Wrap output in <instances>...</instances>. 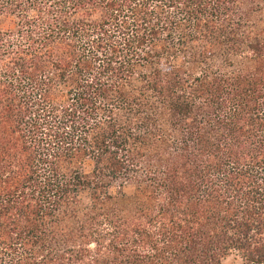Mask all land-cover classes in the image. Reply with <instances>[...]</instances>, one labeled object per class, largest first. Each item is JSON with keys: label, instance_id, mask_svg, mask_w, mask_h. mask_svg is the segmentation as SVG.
<instances>
[{"label": "trees", "instance_id": "obj_1", "mask_svg": "<svg viewBox=\"0 0 264 264\" xmlns=\"http://www.w3.org/2000/svg\"><path fill=\"white\" fill-rule=\"evenodd\" d=\"M264 264V0H0V264Z\"/></svg>", "mask_w": 264, "mask_h": 264}, {"label": "rangeland", "instance_id": "obj_2", "mask_svg": "<svg viewBox=\"0 0 264 264\" xmlns=\"http://www.w3.org/2000/svg\"><path fill=\"white\" fill-rule=\"evenodd\" d=\"M224 264H240V260L236 256H231L224 261Z\"/></svg>", "mask_w": 264, "mask_h": 264}]
</instances>
